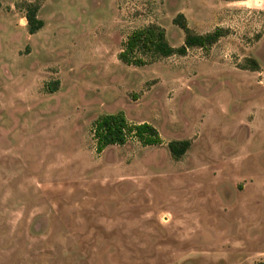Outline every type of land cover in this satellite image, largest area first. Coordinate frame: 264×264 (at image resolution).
<instances>
[{"label": "rangeland", "instance_id": "rangeland-1", "mask_svg": "<svg viewBox=\"0 0 264 264\" xmlns=\"http://www.w3.org/2000/svg\"><path fill=\"white\" fill-rule=\"evenodd\" d=\"M180 13L230 35L119 59L153 23L182 45ZM118 112L164 143L99 153L94 123ZM0 264H264V0H0Z\"/></svg>", "mask_w": 264, "mask_h": 264}, {"label": "trees", "instance_id": "trees-1", "mask_svg": "<svg viewBox=\"0 0 264 264\" xmlns=\"http://www.w3.org/2000/svg\"><path fill=\"white\" fill-rule=\"evenodd\" d=\"M22 6L26 12L29 33H37L45 26V20L39 16L40 4L37 2H24ZM174 23L185 33L182 45H173L168 38L166 29L153 23L135 29L128 36L123 49L119 53V59L128 65L145 66L160 58L173 55L186 56L193 48L208 51L223 37L230 35V30L224 27H217L203 34L198 33L189 26L183 13L176 16ZM243 69L259 70L260 65L256 59L249 58ZM131 137L137 138L145 146L164 143L160 131L154 124L150 122L130 123L123 112L104 114L94 123V138L99 153L110 145H124ZM191 145L192 141L190 139H174L168 143L172 156L177 160L188 152Z\"/></svg>", "mask_w": 264, "mask_h": 264}, {"label": "crops", "instance_id": "crops-1", "mask_svg": "<svg viewBox=\"0 0 264 264\" xmlns=\"http://www.w3.org/2000/svg\"><path fill=\"white\" fill-rule=\"evenodd\" d=\"M39 16L41 17V15H40V11H39ZM24 19H25V21H26V22H25V25H27L28 20H27V18H26V15H25V18H24ZM42 19H43V18H42ZM44 20H45V19H44ZM45 25H46V21H45ZM139 123H140V122H139Z\"/></svg>", "mask_w": 264, "mask_h": 264}]
</instances>
